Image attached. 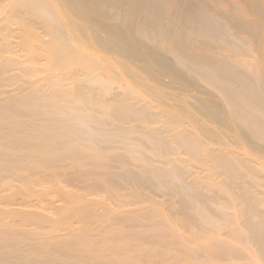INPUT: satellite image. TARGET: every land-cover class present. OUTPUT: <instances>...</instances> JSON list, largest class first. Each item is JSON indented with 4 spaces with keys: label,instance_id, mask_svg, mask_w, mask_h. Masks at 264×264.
<instances>
[{
    "label": "rangeland",
    "instance_id": "obj_1",
    "mask_svg": "<svg viewBox=\"0 0 264 264\" xmlns=\"http://www.w3.org/2000/svg\"><path fill=\"white\" fill-rule=\"evenodd\" d=\"M145 3L150 5V22L117 21L127 36L120 46L132 58L123 57L131 69H124L118 78L122 106L111 107L102 116L106 160L88 162L83 169L73 165L26 172L33 175V182L45 180L40 184L45 189L2 174L11 178L0 176V202L7 195L12 204L0 207L23 206L43 213L40 207L47 205L36 200L43 194L64 208L45 212L52 215L53 225L63 228L82 224L94 228L106 216L130 206L144 222L150 216L165 220L167 233L184 238L203 234L197 227L202 216L211 217L214 227L210 230L218 231L221 238L264 235V174L249 169L244 134L243 148H237L228 95L203 76L215 72L230 88L236 62L232 35L247 34L249 0H175L165 10L159 0ZM0 4L7 3L0 0ZM4 25L9 27L3 37L8 46L0 55L28 60L31 66L32 60L44 75L48 60L42 52V37L49 40V36L36 18L28 14V18H17L13 26ZM25 40L34 42V52L25 47ZM241 47L245 49L244 44ZM180 52L193 58L182 60ZM25 79L20 76L17 84ZM94 90L93 97L104 93L110 98L100 85H94ZM100 168L104 176L97 174ZM54 174L58 182L51 184ZM60 186L71 194L59 192ZM85 208L90 211L79 217L77 210ZM20 216L13 213L8 220L20 222ZM37 222L50 225L42 217Z\"/></svg>",
    "mask_w": 264,
    "mask_h": 264
},
{
    "label": "bare ground",
    "instance_id": "obj_2",
    "mask_svg": "<svg viewBox=\"0 0 264 264\" xmlns=\"http://www.w3.org/2000/svg\"><path fill=\"white\" fill-rule=\"evenodd\" d=\"M4 1L7 4H0V54L8 46L3 37L9 27L4 24L13 26L17 18H28V14L36 18L49 40L42 37V52L48 60L44 75L32 60L31 66L28 60L0 55V176H13V181L45 189L40 185L45 180L33 182V175L26 172L73 165L83 169L88 162L106 160L101 136L106 119L102 116L111 107L122 106L119 97L123 88L118 78L124 69H131L123 57L132 58L125 46H120L127 36L117 21L143 23L153 17L145 0ZM159 1L165 10L175 0ZM249 17L247 34L232 35L236 62L230 88L215 72L203 76L228 95L237 148H243L244 134L247 165L264 174V0H249ZM33 43L25 40L30 52H34ZM20 45L24 47L22 41ZM182 53V60L193 58ZM197 55L206 60L202 53ZM20 76L26 79L17 84ZM74 76L83 79L77 82ZM94 85L108 91L110 98L104 93L93 97ZM100 169L97 174L104 176ZM49 182L57 183L58 176L52 175ZM63 189L60 186L59 192ZM2 200L0 204H12L7 195ZM36 200L47 205L39 206L43 213L23 206L0 207L4 215L0 218V264H264V235L221 238L218 231L210 230L214 227L210 216L197 222L203 234L185 238L167 233L165 220L150 216L144 222L130 206L106 216L94 228L83 224L63 228L53 225L52 215L45 212L64 208L43 194ZM87 211L79 209L76 214L84 217ZM13 213L23 215L20 222L8 220ZM41 217L50 225L37 222Z\"/></svg>",
    "mask_w": 264,
    "mask_h": 264
}]
</instances>
